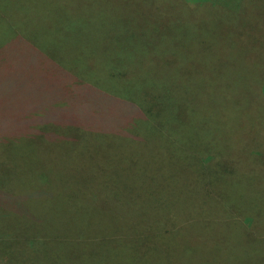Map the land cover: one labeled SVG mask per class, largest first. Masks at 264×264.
Returning <instances> with one entry per match:
<instances>
[{"label": "rangeland", "instance_id": "obj_1", "mask_svg": "<svg viewBox=\"0 0 264 264\" xmlns=\"http://www.w3.org/2000/svg\"><path fill=\"white\" fill-rule=\"evenodd\" d=\"M193 1L0 0V74L30 77L0 83L5 110L67 114L91 86L109 117L72 128L60 114L35 127L45 137L0 136V210L12 214L0 217V264H264V111L236 87L253 78L244 57L232 80L221 73L240 44L238 13ZM21 89L32 102L11 108ZM21 215L25 231L9 236Z\"/></svg>", "mask_w": 264, "mask_h": 264}, {"label": "trees", "instance_id": "obj_2", "mask_svg": "<svg viewBox=\"0 0 264 264\" xmlns=\"http://www.w3.org/2000/svg\"><path fill=\"white\" fill-rule=\"evenodd\" d=\"M236 1H238L239 4L234 5ZM193 2L196 3L195 6L203 9L205 2L208 3V0H195ZM214 2H217V1H214ZM222 2L224 3L226 7L225 8L226 11H231L235 7V10L238 13V17H239L238 25L236 29L233 31L238 36L240 44L235 49V54H233V52H231L229 49L227 48L225 49L224 63H225L226 69L222 70L221 73H223L225 79H229L230 77V79L232 80V75H231L232 70L231 69H233V67L231 63H234L237 60V58H240L243 60V57H244L245 61L243 60L244 62L242 63V65L246 64V67L248 68L247 70L248 71L252 70L248 74L253 75V78L250 81V78H251L250 76L247 80V83L244 86L240 82L241 80H238L236 87H238L240 96L249 95V99L256 97L258 104H255L253 101L255 108L258 110L264 111V49L261 48L260 46L258 47V45L255 42V37H260V38L264 37V0H222ZM9 3L3 6L0 5V12L3 13L4 12L3 9H5L9 5ZM233 19L236 20V17L234 16ZM2 21H3V18H2V15L0 14V23ZM7 32L12 36V40L17 38V40L22 42V45H23V41L27 40L26 33L28 35V39H30V42L32 44L35 41L32 37L37 35V34H33L34 32H30V33L26 32V33L21 34V31L18 32L16 29H14V27H8ZM8 38H10V36H7V39ZM192 39L196 40L195 45L197 44L199 47L200 45L203 46L204 42L206 43V42H209L210 40L209 37L207 38V36L205 35L199 38L193 37ZM28 46L29 44L27 45V47ZM54 57H55V54H48V57H43L42 59L47 61L49 64H53L52 60ZM53 61L56 62V60H53ZM235 63H237V61ZM3 73L4 74H0L1 84L7 85L6 81L9 82V85L13 84V85L23 86L24 84L30 83V77L26 74L24 70H23V73H18V72L13 73L11 78L8 77L5 71ZM24 77H27V79H24ZM53 82H56V81H54V78L52 77L49 83L47 84L49 85V84H52ZM231 82L229 80H226L224 83L228 84V86L226 87L225 85V86H222V88H225V89L231 88V85H232ZM239 83L241 86L239 85ZM86 89H88V91H86ZM52 91H53L52 89L48 90V92H52ZM93 91H95V89L91 86L81 88L80 92H85L84 94L88 96L86 97V102L84 103L78 102V106H79L78 110L72 108L71 110L64 111L67 114H62L61 111H57V113L52 112V110L48 106L44 113L40 115H35V116L28 114L23 109H18L16 111L5 110V108H8L7 107L8 94L7 93L3 94L0 96V136L1 137H14V136H22V135H33V136L42 135L45 137L48 134V133L46 134L43 133L45 129H41L40 131L42 132H38L35 129V127H38L41 125L45 127L49 125H55L54 123H56L58 119L57 116L60 114L69 115L70 119L65 120V121L62 119L60 121V123H62L63 125L67 127H72V128L92 127V126L96 127V126L105 125L107 124V122L104 121V119H107L109 117L108 115L107 116L104 115L105 112L98 110L99 107H104V104L98 99L93 100L92 98H90V96L94 95V93H91ZM11 93L14 98V104L11 106V108L15 107L16 105H18V107H25L26 103H29L31 101L25 89L17 90V92L12 91ZM57 94H60V93H57ZM77 94L78 93L75 92L68 96L75 97V95ZM218 94L228 96L229 90L218 92ZM33 95H35L34 97H36V94H32V97ZM47 95H50V94H47ZM250 95L254 97H251ZM78 96L80 98L79 94ZM117 99L118 98H111V102L108 103L110 106L113 107L114 110L117 108H121V109L122 108H127V109L134 108V104H130L129 102L120 101ZM36 103L37 104L34 106L39 105V101H37ZM94 103H95V108L93 107ZM14 118H17L18 120L17 123H14ZM110 126L115 133L118 132V129L115 128L113 124H110ZM46 128L49 129L48 127ZM51 133L52 132H50V134ZM214 159L215 158H213V160ZM253 166L254 165H252V167ZM21 209L23 212L22 215H25L26 213L24 212L23 207H21ZM3 215L9 217L12 214L10 212L4 213L0 210V217H2ZM22 215L17 219V222L19 225L13 229V232L9 236L18 237L20 236V233H22L21 229L25 231L23 227L24 220H22L23 218ZM208 223L210 222L209 221L204 222L201 224V226H205ZM4 225L7 226V221H4ZM235 227H236L238 234L243 235V237L245 238L248 237L252 240H255L254 238H260L259 236L260 233H257L253 227H249L248 229L244 228L241 225H236ZM251 231L255 232L256 236H253ZM26 233L28 232L26 231ZM239 238H242V237H239ZM238 258H241V256H238ZM234 261L236 260L230 259L229 261L226 259V261L222 263L230 264Z\"/></svg>", "mask_w": 264, "mask_h": 264}]
</instances>
